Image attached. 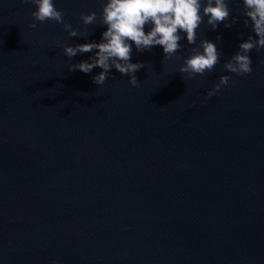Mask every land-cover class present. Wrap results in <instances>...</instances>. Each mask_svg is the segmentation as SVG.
<instances>
[{"label": "water", "instance_id": "1", "mask_svg": "<svg viewBox=\"0 0 264 264\" xmlns=\"http://www.w3.org/2000/svg\"><path fill=\"white\" fill-rule=\"evenodd\" d=\"M54 3L81 30V12L101 11ZM229 7L238 23L197 30L221 53L212 73L184 81L182 60L133 45L134 88L114 68L102 86V69H68L94 52L62 45L99 43L106 26L32 29L34 5L0 0V264H264V50L246 76L222 70L254 36ZM221 75L230 86L205 99Z\"/></svg>", "mask_w": 264, "mask_h": 264}, {"label": "clouds", "instance_id": "2", "mask_svg": "<svg viewBox=\"0 0 264 264\" xmlns=\"http://www.w3.org/2000/svg\"><path fill=\"white\" fill-rule=\"evenodd\" d=\"M35 6L30 13L33 22L29 28L35 29L37 23L55 21L63 26L69 37H84L90 35L88 26H106L99 43L88 42L70 46L63 44V54L69 59L79 54L94 52L89 60L69 64V71L79 70L85 74L94 68L102 71L92 76V81L98 86L105 84L111 69L121 76H128V84L134 88L140 87L135 73L145 67L143 62L132 63L133 45L138 52L151 51L160 46L163 49L164 60L173 58L182 60L178 68L184 81L195 79L213 72L221 62V53L215 43L200 39L197 43V30L201 24L215 30L220 23L226 28L239 22V16L232 17L230 3L236 0H101V11L80 13L81 29L75 28L64 19L62 11L55 7L54 0H23ZM242 5L240 16L244 17V27L251 28L253 35L239 45V50L222 65V70L236 76H246L253 71L249 53L255 49L264 50V0H239ZM231 17V22L228 23ZM150 30L145 32V27ZM186 36L191 45L187 56L177 55L183 45L180 43ZM221 37L217 36L219 40ZM90 61V62H89ZM231 76L221 75L213 87L206 93L205 99L215 96L222 88L228 87ZM235 84V81L232 82ZM195 103V102H193Z\"/></svg>", "mask_w": 264, "mask_h": 264}]
</instances>
